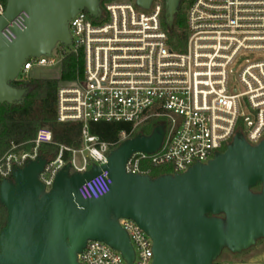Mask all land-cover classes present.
Wrapping results in <instances>:
<instances>
[{
    "label": "built area",
    "instance_id": "obj_1",
    "mask_svg": "<svg viewBox=\"0 0 264 264\" xmlns=\"http://www.w3.org/2000/svg\"><path fill=\"white\" fill-rule=\"evenodd\" d=\"M162 11V3L147 13L134 1L122 0L99 11L98 24L84 9L69 21L72 45L69 51L59 49V67L74 55L82 58L83 74L71 85H60L57 120L82 124V146L61 147L57 159L45 163L38 175L40 196L46 188L53 189L62 171L69 177L84 176L93 170L91 163L106 167L111 155L138 138L135 133L152 119L164 121L156 131L162 134L161 143L151 153L134 152L125 164L126 175L150 179L151 168L168 167L169 177L176 178L209 165L237 140L252 148L264 143V0H195L187 11L185 52L170 49ZM4 12L0 3V18ZM28 18L21 13L2 35L14 41V28L25 30ZM49 54L26 59L17 80L30 78L35 69L55 68L56 60L43 58ZM245 56L253 60L236 73V63ZM114 122L131 124L133 129L120 133L111 144L91 134V124ZM53 142L51 130L39 129L31 152H12L0 159V176L8 181L18 170L38 162L40 147ZM65 152L72 153L70 162L64 161ZM77 155L82 156V167L76 164ZM111 185L103 172L79 193L84 200H98ZM119 227L128 238L132 258L110 243L87 239L75 252V262L131 264L137 256L135 264H155L153 241L137 221L125 218Z\"/></svg>",
    "mask_w": 264,
    "mask_h": 264
},
{
    "label": "water",
    "instance_id": "obj_2",
    "mask_svg": "<svg viewBox=\"0 0 264 264\" xmlns=\"http://www.w3.org/2000/svg\"><path fill=\"white\" fill-rule=\"evenodd\" d=\"M101 0H7L0 18V103L20 102L25 95L11 86L23 62L31 56L49 54L57 41L68 43L67 26L80 10L99 14ZM154 0H140L148 6ZM172 15L178 0H165ZM28 15L26 28H14L9 42L3 30L17 16ZM162 134L135 138L123 144L103 169L69 177L62 171L49 194L40 196L38 175L45 161L30 163L14 174V183L4 181L1 203L8 211L7 227L0 235V264H77L87 239L100 240L132 251L124 231L112 218H132L154 244L155 264H209L222 243L244 247L264 234V198L250 189L264 188V143L252 148L242 140L212 163L186 175L158 180L125 174V164L134 152L155 151ZM107 172L110 192L98 200H84L79 189ZM225 214L223 223L206 216Z\"/></svg>",
    "mask_w": 264,
    "mask_h": 264
},
{
    "label": "trees",
    "instance_id": "obj_3",
    "mask_svg": "<svg viewBox=\"0 0 264 264\" xmlns=\"http://www.w3.org/2000/svg\"><path fill=\"white\" fill-rule=\"evenodd\" d=\"M122 0H101L100 12L109 3ZM195 0H178L176 10L172 15L167 14L165 0H162L163 11L161 24L168 36L170 49L176 52H185L188 41L187 31V11ZM5 7L7 0H0ZM96 24L100 23L101 16L93 18ZM83 74V61L74 55L67 56L63 63L59 78L38 79L27 78L14 80L11 86L25 92L20 102L0 103V159L9 153L31 152L34 148V140L37 132L41 128H47L53 133V144L42 145L39 149V158L46 163L57 159L61 147L72 150H79L82 146V124L81 123H59L57 120V97L62 83L75 82ZM164 125L162 119H152L147 121L135 133V137L151 138L157 129ZM133 129L127 123H97L91 124L90 130L93 136L98 137L104 143H115L122 132L130 133ZM16 148L13 150V148ZM63 159L65 162L72 160V153L65 152ZM168 167L151 168L150 179L155 181L164 177H169ZM9 182L14 183V178L10 177ZM4 182L0 176V235L7 227L8 211L1 203V186ZM263 187L262 184L250 189ZM253 194V193H252ZM255 197L264 198V192ZM211 219L212 214L206 216Z\"/></svg>",
    "mask_w": 264,
    "mask_h": 264
},
{
    "label": "rangeland",
    "instance_id": "obj_4",
    "mask_svg": "<svg viewBox=\"0 0 264 264\" xmlns=\"http://www.w3.org/2000/svg\"><path fill=\"white\" fill-rule=\"evenodd\" d=\"M130 1H134L138 5V8L140 10L145 11L147 13H150L152 11V8L154 7L155 4L162 3V0H154L153 2H151L150 5L143 6L140 4V0H130ZM100 10L101 9L99 4V11ZM68 35L71 42L64 43L61 41H57L51 53L49 55L43 56V58L47 60H56L57 66L53 69H49V68L35 69V71L32 73L30 78L37 77V78H45V79L47 78L55 79L60 77L62 67H59V64L61 62L59 49L62 48L65 51H69L71 49L73 35L70 30L68 31ZM252 60H253L252 56H245L243 58H240L235 65L234 68L235 72L236 73L239 72L242 69V67L246 65L247 61H252ZM19 77L20 76L17 75L15 80H17ZM66 85H71V83ZM161 128L162 127L157 129V131L160 130ZM76 164L78 167L83 166V160L81 155L76 156ZM96 166L97 164L91 163V165L89 166V170L94 169ZM68 170L72 172V165L68 166ZM50 192L51 190L46 188L43 193L47 194ZM260 192L261 193L264 192L263 187H260L259 189H254L251 193L259 195ZM211 219L222 222L224 226V231L225 233H227L229 222L225 214L223 213L212 214ZM112 220L115 221L119 226L123 227L125 218H112ZM136 262H137V256L135 258V261L132 262L131 264H135ZM209 264H264V234H259L253 237L251 243L244 247L232 248L227 242V240H225L220 246L217 253L213 256Z\"/></svg>",
    "mask_w": 264,
    "mask_h": 264
},
{
    "label": "crops",
    "instance_id": "obj_5",
    "mask_svg": "<svg viewBox=\"0 0 264 264\" xmlns=\"http://www.w3.org/2000/svg\"><path fill=\"white\" fill-rule=\"evenodd\" d=\"M37 78V77H36ZM38 79H45V78H38ZM47 79H50V78H47Z\"/></svg>",
    "mask_w": 264,
    "mask_h": 264
}]
</instances>
